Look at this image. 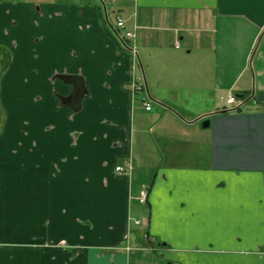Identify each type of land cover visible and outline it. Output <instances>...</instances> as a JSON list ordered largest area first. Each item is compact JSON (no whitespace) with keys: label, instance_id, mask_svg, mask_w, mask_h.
I'll list each match as a JSON object with an SVG mask.
<instances>
[{"label":"crops","instance_id":"1","mask_svg":"<svg viewBox=\"0 0 264 264\" xmlns=\"http://www.w3.org/2000/svg\"><path fill=\"white\" fill-rule=\"evenodd\" d=\"M263 249L264 0H0V264H264Z\"/></svg>","mask_w":264,"mask_h":264},{"label":"built area","instance_id":"2","mask_svg":"<svg viewBox=\"0 0 264 264\" xmlns=\"http://www.w3.org/2000/svg\"><path fill=\"white\" fill-rule=\"evenodd\" d=\"M114 0H112L113 2ZM116 28L118 30H121L122 33L119 35V38L120 39H126V40H129V41H132V42H135L136 40V30L138 29V26H135L134 30L133 31H127L126 30V20L121 18V17H117V20H116ZM178 47V46H177ZM133 53L135 56H137V51H136V48L133 47ZM142 89V86L139 85L138 83H134L133 85V91L134 93L136 94L137 92L141 91ZM228 103L229 104H234L236 105L237 104V101H236V98L231 96L228 100ZM144 107L146 109V111H151L152 110V105L151 103L149 102H145L144 103ZM116 171L119 173V174H125V175H128V176H132L133 174V171H134V163L132 161V158H129L128 160H126L124 163H122L121 165H118L116 167ZM147 199V195H146V192L145 194H143V200H142V203H144ZM137 225H140V220L138 221H135ZM127 250H129V248H126ZM264 251V250H263Z\"/></svg>","mask_w":264,"mask_h":264},{"label":"rangeland","instance_id":"3","mask_svg":"<svg viewBox=\"0 0 264 264\" xmlns=\"http://www.w3.org/2000/svg\"><path fill=\"white\" fill-rule=\"evenodd\" d=\"M105 2H107V0H104ZM112 1V0H111ZM107 21H108V23L112 26V28H113V30H114V32L116 33V32H119V31H121V30H118L117 28H116V25H115V23L114 24H112V22L111 21H113L114 22V20H109L108 19V17H107ZM143 92H145V94H143L144 96H145V98H148L149 99V97H148V94H147V91H146V88H145V90L143 91ZM138 101V100H137ZM157 112H161V111H155V113H157ZM155 150L161 155V150H160V148H157V146L155 145ZM145 192H146V195L148 196V192L146 191V190H141L140 191V194H139V196L137 197V199H138V201H139V203H141L142 205H146V202H147V200L144 202V203H142V200H143V194H145ZM138 220H140V225H146L147 224V222H146V220L144 219H137V218H134L132 221L134 222V224H136V222L135 221H138ZM137 225V224H136ZM144 238H146L147 239V236L145 235L144 236ZM127 248H129V247H127ZM130 250H133V247L131 246V248H129V251ZM128 252V251H127ZM263 253H264V251H263Z\"/></svg>","mask_w":264,"mask_h":264},{"label":"water","instance_id":"4","mask_svg":"<svg viewBox=\"0 0 264 264\" xmlns=\"http://www.w3.org/2000/svg\"><path fill=\"white\" fill-rule=\"evenodd\" d=\"M210 125V120H205L203 123H202V127L203 128H208Z\"/></svg>","mask_w":264,"mask_h":264}]
</instances>
